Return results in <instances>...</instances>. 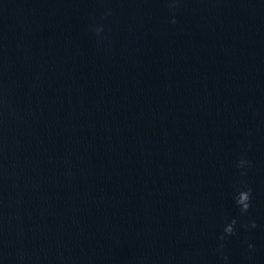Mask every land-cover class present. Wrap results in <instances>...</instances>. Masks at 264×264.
Segmentation results:
<instances>
[{
    "label": "water",
    "instance_id": "95a60500",
    "mask_svg": "<svg viewBox=\"0 0 264 264\" xmlns=\"http://www.w3.org/2000/svg\"><path fill=\"white\" fill-rule=\"evenodd\" d=\"M0 264H264V0H0Z\"/></svg>",
    "mask_w": 264,
    "mask_h": 264
},
{
    "label": "clouds",
    "instance_id": "9594fccd",
    "mask_svg": "<svg viewBox=\"0 0 264 264\" xmlns=\"http://www.w3.org/2000/svg\"><path fill=\"white\" fill-rule=\"evenodd\" d=\"M166 2L168 3L169 9L172 10L173 12L175 11L176 8L179 7L181 0H166ZM106 14H110V10H108V12ZM176 21V17L175 15H173L170 23L175 24ZM92 31H94V33L97 35V37H100V34L103 31V28L101 26H95ZM245 162L244 160H241L239 162V165L241 166V164ZM235 199V203L238 206L241 215H244L248 212L251 204V189L250 188H241L240 190H238L234 196ZM237 224V220L236 218L231 219L230 222L226 223L223 229V235H221L220 239L224 240L227 236H230L232 234H234L235 232V225ZM246 228H255L256 227V222L255 220L250 221L249 224L245 225ZM252 245L249 244V248H251ZM224 244H221L219 246V252L221 257L226 261L228 259L227 255L224 254Z\"/></svg>",
    "mask_w": 264,
    "mask_h": 264
}]
</instances>
